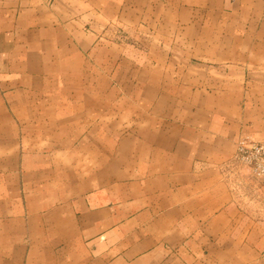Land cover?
Here are the masks:
<instances>
[{"label": "crops", "instance_id": "obj_1", "mask_svg": "<svg viewBox=\"0 0 264 264\" xmlns=\"http://www.w3.org/2000/svg\"><path fill=\"white\" fill-rule=\"evenodd\" d=\"M244 136L264 0H0V264H264Z\"/></svg>", "mask_w": 264, "mask_h": 264}, {"label": "rangeland", "instance_id": "obj_2", "mask_svg": "<svg viewBox=\"0 0 264 264\" xmlns=\"http://www.w3.org/2000/svg\"><path fill=\"white\" fill-rule=\"evenodd\" d=\"M102 30H109L110 36L108 35L107 37L112 38L113 41L120 44H129V42L143 43V41H140L139 33L128 32L127 29L121 28L120 26L113 25ZM256 140L264 141V139ZM231 176L234 180V186L239 188V191L248 199L250 204L254 205V208L263 207L262 214L264 215V180L254 178L242 167H233L231 169Z\"/></svg>", "mask_w": 264, "mask_h": 264}, {"label": "built area", "instance_id": "obj_3", "mask_svg": "<svg viewBox=\"0 0 264 264\" xmlns=\"http://www.w3.org/2000/svg\"><path fill=\"white\" fill-rule=\"evenodd\" d=\"M231 167H242L256 179L264 180V141L242 137Z\"/></svg>", "mask_w": 264, "mask_h": 264}]
</instances>
